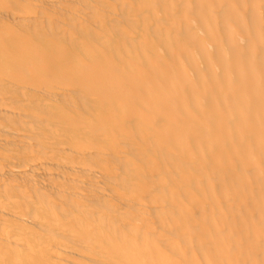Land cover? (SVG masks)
<instances>
[{
	"label": "bare ground",
	"instance_id": "6f19581e",
	"mask_svg": "<svg viewBox=\"0 0 264 264\" xmlns=\"http://www.w3.org/2000/svg\"><path fill=\"white\" fill-rule=\"evenodd\" d=\"M0 264H264V0H0Z\"/></svg>",
	"mask_w": 264,
	"mask_h": 264
}]
</instances>
